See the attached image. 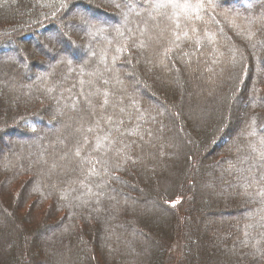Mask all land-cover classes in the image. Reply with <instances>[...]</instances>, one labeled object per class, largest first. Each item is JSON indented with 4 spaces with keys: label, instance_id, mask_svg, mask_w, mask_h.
I'll use <instances>...</instances> for the list:
<instances>
[{
    "label": "trees",
    "instance_id": "obj_1",
    "mask_svg": "<svg viewBox=\"0 0 264 264\" xmlns=\"http://www.w3.org/2000/svg\"><path fill=\"white\" fill-rule=\"evenodd\" d=\"M263 2L0 0V264H262ZM136 4L147 11L153 5L160 12L155 22L167 24L164 43L152 53V41L142 36L145 23L136 28L144 15ZM78 5L81 13L71 16ZM206 7H214L222 26ZM86 14L118 22L109 27ZM198 64L210 95L219 88L224 99L237 87L230 93L242 112L237 132L204 114L198 117L206 133L181 119L179 110L189 114V105L170 88L190 87L189 67ZM33 65L40 73L29 82ZM89 111L93 123L57 136L66 121ZM179 120L187 142L177 152L165 135L182 137L173 130ZM23 135L32 137L30 150L12 162L15 136ZM68 141L76 144L65 154L74 161L67 179L53 158ZM174 157H183L188 171L171 187L162 176ZM195 167L205 173L202 184H194ZM205 189L225 206L236 200L241 205L233 207H244L234 223L215 218L197 228L200 213L189 200ZM153 200L158 213L148 211ZM43 205L44 221L36 226L34 212Z\"/></svg>",
    "mask_w": 264,
    "mask_h": 264
},
{
    "label": "rangeland",
    "instance_id": "obj_2",
    "mask_svg": "<svg viewBox=\"0 0 264 264\" xmlns=\"http://www.w3.org/2000/svg\"><path fill=\"white\" fill-rule=\"evenodd\" d=\"M197 1L198 0H189V3H190V5H192V4H195ZM140 2H145V0H140ZM263 4H264V2H263ZM151 6H152V8L149 11H147L148 9H143V8L138 7L137 4L135 6L137 11H142L144 14V15L139 16L140 18H142V21L139 22L140 26H136V28H142L141 24L145 23L147 28H144L142 30V33H144V34H142V36L145 37L148 41H152L153 48L151 47L150 49H148V51L150 53H152V51H154V48L159 49V47L162 45V43H164V41H165L164 36L166 34V25H167V24L165 25L162 23H156L155 22V19H157V17L160 15V12L156 13L157 11L153 10V5H151ZM79 7H82V6L78 5L76 8L72 9L70 11V15L75 16L76 14H80L81 9ZM107 7L109 8V6H107ZM158 7H163V6L158 5ZM205 10H207L209 15L213 16V18L217 21V24H220L222 26L223 22H219L218 18H216V17H218V12L214 9V7H212V8L206 7ZM139 14H141V13H139ZM118 15L120 17V13H118ZM146 17L151 18V20L148 22V19ZM86 18L92 22L96 21V23L97 22L107 23L109 27H112L114 24H116L118 22V18L117 19H115V18L109 19V18H105V17H92V16L90 17L88 14H86ZM225 18H229V15H225ZM85 21L87 22L86 19H85ZM239 24L243 29H246V30H247V28L249 29L248 26H251L250 23H248V22H240L239 21ZM225 29L226 28H224V30ZM78 30H80V29H78ZM228 35L232 36V34H228ZM48 36H50V35H48ZM41 38H43V39L46 38V34L41 35ZM232 39L237 40L236 43L238 42V40H241V38L238 36L232 37ZM244 43L246 44V41H244ZM244 43L242 42L241 44L245 45ZM30 45L34 46L35 44H33L31 42ZM57 46L59 47V45H57ZM85 48H86V46H85ZM87 50H88V46L86 48V51ZM150 53H148V54H150ZM67 54L68 53L65 52L64 54L61 55V57L66 58L68 56ZM4 55L5 54L0 53V56H4ZM13 56H16V55L13 54ZM76 59L78 60L79 58L77 57ZM48 60H50V59H46L43 62L46 64V63H48ZM39 68L37 69L35 65L32 66L31 71L34 74V76H33V78L28 77L27 81L32 82L38 77V75L40 73ZM47 68L49 69L50 65H48ZM189 68L192 69L191 71H193L192 73H190V74H192L191 76H194L193 81H190V83H188V85H190V87H187L186 85L181 83L180 85L183 87L182 91L181 90L177 91V89L170 88L171 93L173 92L176 95H178L179 92H183L185 99H186V104L188 103L187 105H189V109H188L189 114H186L183 111L184 109L182 110V109H180V107H178V110L180 109L179 112L181 114V119L182 118L189 119V121L191 122L192 129L193 128L196 129L199 125L198 129L202 133H206L207 128L204 127V125H203L204 119L200 120V118L198 117L199 114H201V115L204 114V115H206V118L211 119L213 121H216L217 125L222 124V125L227 126L230 124V127H231L233 124L234 128H231L230 130L233 133L237 132L238 124L241 122L240 120H242V115H241L242 112H238L235 110L236 107H234V106L236 103L232 102V105H231V99H230L233 96V95L230 96V93L234 92L233 90H236L237 87H235V88H234V86L230 87L229 92L227 93L229 95H227L226 98L224 97V99H222V97L220 96L221 94L219 95V92H220L219 88L213 89V91H215V92H213V94L210 95V92L207 91L208 90V82L205 78V75L203 74L205 71L203 66L198 64V65H194L193 67H189ZM243 79H245V76ZM183 80H184V78H183ZM186 83H187V80H186ZM14 84H15L14 86H16V88L14 89L13 92H16V91L19 92V90L21 89V86H22V81L16 79ZM243 85L244 84L242 83L240 88H239L240 91H242L244 89ZM64 87H67V86H64ZM262 90H264V84L262 85ZM237 96L239 97V94H237ZM179 97L182 98V96H179ZM229 107H230V110H229ZM235 118L237 120H239L237 122V125H235V120H234ZM93 119H94V113L92 111H89L87 114H85L83 116L77 115L74 117L73 120H69L68 122L66 121V124H63V127L61 128L62 130L56 131L57 136L62 135L63 133H65L67 131L70 132V130H72L73 132H77V130L80 131L79 130L80 128L86 127V122L91 121V123H93V121H94ZM179 123H180V120L178 121L177 125H174L173 130L175 131V134L180 133L182 136L181 138L172 137L170 130L165 135V138L168 139V141L170 138V141L172 143H174L173 149H174V151H177V152L180 151V149H181L180 144L183 143V140H185L187 142L186 137L183 136L184 135L183 131L181 130V128H179ZM185 132H188L187 129H185ZM28 137H30V135L15 136V141L17 144L18 153L10 154V156L8 157L9 160H12V162H14L16 160V158L18 157V154L19 155L26 154V152H28V150H30V146L27 145L28 144V142H27ZM31 138L32 137H30V139ZM56 138L57 137L55 136L54 139H56ZM9 140H11V138L7 137L6 141H9ZM21 144H24V145L22 146ZM73 144H76V143L74 141H72V142L68 141L66 144V147L61 148V150H60L61 152L58 153L55 158H53V160L54 159L57 160L56 164L58 166V172L61 174H64L65 178H67V176L69 175V174H67L68 169L71 170V167H74V161H72L71 158H69L65 155L66 153H69V149L71 148V146ZM202 145L204 146V143H202ZM22 147H23V150H21ZM208 148L207 149L210 151L211 147L209 146ZM208 150H207V152H209ZM194 151L196 153L199 152V150H194ZM201 151L203 152L202 149H201ZM0 155H1V153H0ZM198 157H199V153H198ZM181 158L182 159H178L177 157L172 158L170 160V162L167 164L169 170H167L166 174L162 176V177H164L162 179L168 180L169 185H171V187H174L175 185L178 186V184L180 182L184 181L187 177L186 171H188V165L183 160V157H181ZM179 160H181V161H179ZM50 162L51 161L49 160V162L47 164H49ZM45 171H44V174H46ZM202 172H203V170L200 169V167H195L193 169L192 174H193L194 184L204 183V179H205L204 174L205 173H202ZM251 175L252 174L249 173V177L252 179L253 177ZM64 176H63V178H64ZM50 183H51V185L54 184V182H51V181H50ZM163 188L164 187H162L161 190ZM208 190L212 191V188H208ZM208 190L205 189L203 191L204 195L201 196L200 199H197V196H196L194 198V201L189 200V202H190L189 204H193L192 207L194 206L192 209L196 208L198 210V212L200 213V217H201L198 225L195 224L193 217H191V219L189 218L187 220V222L191 223L190 227L196 228V225H197L198 229L204 230V228L209 227V224L215 218L223 219L226 222H230L231 224L234 223L235 217H237L239 215L240 210L243 209L244 207H242V206L233 207V205H235V204L241 205L240 203L236 202V200L232 202V203H234V204H232V206H227V205L225 206L224 203L218 201L216 199V197L214 195H212ZM150 191H154V190L151 188ZM163 192H165V191H163ZM167 193H169V190L166 191V194ZM152 197H154V196H152ZM205 198H208V202L207 201L205 202ZM228 205H230V204H228ZM148 207L150 208V210H148V211H152L153 213L160 212L159 211V205L154 200L149 203ZM249 207H250V205H249ZM45 210H46V207H45V205H43L40 210H36V212H34L33 222L36 226H39L44 221V216H42V214H44ZM193 211H192V214H193ZM145 213H147V211ZM30 229L33 230V229H37V228H30ZM5 233L7 234L9 232L6 230ZM147 246L149 247L148 243H147ZM261 262H262V264H264V260H261Z\"/></svg>",
    "mask_w": 264,
    "mask_h": 264
},
{
    "label": "snow or ice",
    "instance_id": "obj_3",
    "mask_svg": "<svg viewBox=\"0 0 264 264\" xmlns=\"http://www.w3.org/2000/svg\"><path fill=\"white\" fill-rule=\"evenodd\" d=\"M160 6H164V5H160ZM173 6H175V5H173Z\"/></svg>",
    "mask_w": 264,
    "mask_h": 264
}]
</instances>
